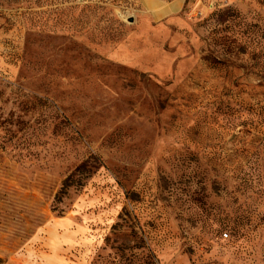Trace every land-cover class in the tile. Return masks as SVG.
I'll use <instances>...</instances> for the list:
<instances>
[{
  "label": "rangeland",
  "instance_id": "1",
  "mask_svg": "<svg viewBox=\"0 0 264 264\" xmlns=\"http://www.w3.org/2000/svg\"><path fill=\"white\" fill-rule=\"evenodd\" d=\"M0 264H264V0H0Z\"/></svg>",
  "mask_w": 264,
  "mask_h": 264
},
{
  "label": "water",
  "instance_id": "2",
  "mask_svg": "<svg viewBox=\"0 0 264 264\" xmlns=\"http://www.w3.org/2000/svg\"><path fill=\"white\" fill-rule=\"evenodd\" d=\"M124 21L128 24H132L133 23V18L132 17H128V18H124Z\"/></svg>",
  "mask_w": 264,
  "mask_h": 264
},
{
  "label": "trees",
  "instance_id": "3",
  "mask_svg": "<svg viewBox=\"0 0 264 264\" xmlns=\"http://www.w3.org/2000/svg\"><path fill=\"white\" fill-rule=\"evenodd\" d=\"M68 186H70V184L68 183V179L67 181L65 182V184L63 185V190H66L68 188Z\"/></svg>",
  "mask_w": 264,
  "mask_h": 264
},
{
  "label": "crops",
  "instance_id": "4",
  "mask_svg": "<svg viewBox=\"0 0 264 264\" xmlns=\"http://www.w3.org/2000/svg\"><path fill=\"white\" fill-rule=\"evenodd\" d=\"M143 3H145L147 5H148V3L152 4L153 3V0H143Z\"/></svg>",
  "mask_w": 264,
  "mask_h": 264
}]
</instances>
